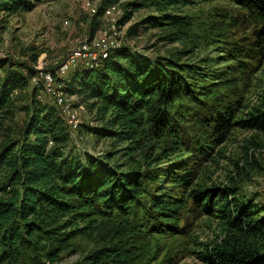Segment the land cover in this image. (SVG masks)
<instances>
[{
	"label": "trees",
	"instance_id": "obj_1",
	"mask_svg": "<svg viewBox=\"0 0 264 264\" xmlns=\"http://www.w3.org/2000/svg\"><path fill=\"white\" fill-rule=\"evenodd\" d=\"M39 1L0 0V14L30 12ZM120 1L105 0L95 15H89L90 37L105 10ZM192 1L138 0L127 5L118 21L120 29L139 10L154 8L157 13L129 27L121 47L97 66H82L61 81L68 97L77 98L74 107H84V115L95 114V126L83 122L75 133L52 102L38 99L40 89L33 84L38 55L31 56V63L0 59V131L5 132L0 143V264H56L72 249L75 238L94 232L101 244L80 264H169L167 257L159 261L161 250L154 251L151 240L156 235H185V212L224 224L223 237L199 253L203 263L264 264V216L258 217L255 203L241 196L240 181L233 177L228 184L194 186L195 174L187 164L171 175L162 166L182 149L195 165L206 161L234 128H240L256 134L249 141L254 154L246 158V165L259 167L255 155L259 151L264 161V106L237 119L242 97H210L199 106V129L186 137L169 108L183 98L196 99L198 91L189 80L206 78L205 70L180 58L151 57L127 42L139 37L141 26L180 33L190 29L191 23L177 13ZM229 1L243 11L242 25L251 22L257 28L250 47H235L231 59L239 65L210 81L207 95L218 86L232 88L238 79L231 76L255 71L254 64L242 58L264 61V0ZM165 37L176 39L174 34ZM28 99V105H19ZM19 112L28 117L13 139L14 127L8 124ZM84 126L101 138L128 143L127 155L134 163L127 165V172L114 161L116 153L74 155L73 135ZM169 179L172 188L166 189ZM98 219L100 225L94 227ZM79 222L89 223L80 227Z\"/></svg>",
	"mask_w": 264,
	"mask_h": 264
},
{
	"label": "rangeland",
	"instance_id": "obj_2",
	"mask_svg": "<svg viewBox=\"0 0 264 264\" xmlns=\"http://www.w3.org/2000/svg\"><path fill=\"white\" fill-rule=\"evenodd\" d=\"M105 0H40L30 12H20L12 16L0 14V59H10L12 62L31 63V56L38 55L35 65L37 71H52L63 63L68 53L78 47L81 41L90 36L91 17L84 9L86 2H91L98 8ZM138 0H121L118 3L120 10L117 16L119 21L124 15L127 5ZM181 17L190 23V29L177 32L167 27L151 28L140 27V34L134 40L127 42L138 51L151 57H175L182 63L198 65L205 70L206 78H190L198 94L196 99L183 98L169 108L177 123L181 125L185 136H194L198 126L196 117L201 102L210 97H233L239 95L242 99L236 108V118L239 119L250 112L254 107L264 106V61L262 64L255 59L242 58L254 64L252 74L241 73L230 78L238 79L232 88L215 87L212 94L207 95L210 81L217 75L225 72L238 64L231 59L236 53L235 47L248 46L254 38L253 32L257 28L255 23L241 24L243 11L229 0H193L191 4L181 7ZM157 11L154 8L142 9L133 14L130 21L121 27L125 36L129 27L139 23ZM68 22V24H65ZM102 26V19L99 28ZM98 28V29H99ZM176 35L175 40H167L165 36ZM125 40V38H124ZM126 42V44H127ZM70 81V80H69ZM69 83V82H68ZM67 83V84H68ZM27 97L30 95L27 92ZM25 96V98H27ZM45 101L51 102L47 96ZM77 98L72 101L75 103ZM24 103V104H23ZM21 105H28L29 99ZM178 115L182 118H178ZM26 112L16 114L13 123L12 137L17 139L27 119ZM95 114H81V121L95 126ZM94 120V122H93ZM97 125H102L97 123ZM92 129L85 128L72 138L74 155L83 154L95 157H104L106 153H116L114 161L121 167L122 172H127L132 161L128 157V143L95 135ZM254 132L234 128L226 141L215 149L206 161L198 160L196 165L191 154L182 151L170 157L171 162H163L168 173L180 165L187 164L195 174L193 185L209 186L214 184H228L231 178L240 181L241 196L246 200L251 199L258 210V217L264 216V161L261 153L256 150L255 158L260 161L259 167L246 165V158L254 152L249 141L255 138ZM5 138V132L0 131V143ZM132 157L141 160L138 153ZM264 158V157H263ZM128 165V166H127ZM171 175V173H170ZM169 177V176H168ZM166 189L172 188V183L166 180ZM96 218V217H95ZM93 218V219H95ZM184 221L189 225L185 235L160 236L156 235L151 240V247L161 250L159 261L167 257L169 264H205L199 258V253L204 245L220 240L225 232L224 224L216 218L200 216L194 218L187 212ZM90 221V220H89ZM98 219L94 227L100 225ZM87 223L79 222L80 227ZM90 237L78 236L72 241L73 247L63 254L62 260L56 264H80L83 258L94 250L100 243L97 232L88 233ZM155 251V250H154Z\"/></svg>",
	"mask_w": 264,
	"mask_h": 264
},
{
	"label": "built area",
	"instance_id": "obj_3",
	"mask_svg": "<svg viewBox=\"0 0 264 264\" xmlns=\"http://www.w3.org/2000/svg\"><path fill=\"white\" fill-rule=\"evenodd\" d=\"M84 9L91 16L98 11V7L91 2H86ZM119 13L118 6L106 9L102 26L93 37L86 36L78 47L68 53L63 63L56 68L55 74L51 71H40L33 80V84L40 89L38 99L43 102V96L49 97L73 133L79 130L82 124L81 114L84 107H74L72 98L64 92L61 81L82 66H97L101 60L108 58L112 50L121 47L124 35L118 26Z\"/></svg>",
	"mask_w": 264,
	"mask_h": 264
}]
</instances>
